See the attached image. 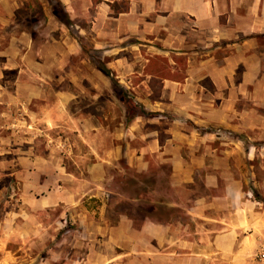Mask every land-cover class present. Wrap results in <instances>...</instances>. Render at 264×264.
Wrapping results in <instances>:
<instances>
[{
    "label": "rangeland",
    "instance_id": "374dc122",
    "mask_svg": "<svg viewBox=\"0 0 264 264\" xmlns=\"http://www.w3.org/2000/svg\"><path fill=\"white\" fill-rule=\"evenodd\" d=\"M76 1L78 13L87 17L78 18L80 28H68L67 34L80 46V53L68 56L65 62L59 54L58 65L61 47H45L44 59L31 54L29 63L42 61L48 77L35 78L31 85L0 84V264H174L177 251L195 255L186 264H216L201 259L202 254L217 251L202 242L205 223L191 221L184 210L192 205L188 200L194 192L205 191L201 181L207 173L204 167L195 169L197 184L180 195L170 185L168 165L139 173L128 165L125 155L128 138L131 143L138 141L133 135L127 137L135 121L160 134L171 123L170 118H160L159 111L148 110L152 109L149 103L162 102L163 86L160 100H152L151 78L144 74L150 57L164 56L130 49L139 47L134 39L106 50L95 49L90 33L96 7L103 0ZM238 1L239 11L231 25L236 28L240 22L251 23L256 32L240 38L239 43L250 39L254 47L244 49L247 59L233 75L243 92L236 113L226 116L229 126L217 131L228 141L241 142L240 153L229 150L236 158L229 159L228 166L242 180L243 192L250 193L252 201L264 209V0ZM10 2L5 6L8 9L18 5L14 21L20 34L27 32L36 48L50 40L44 20V8L51 11L49 0ZM2 23L0 38L8 39L5 31L10 30V24L4 27ZM221 25H225L223 19ZM54 34L58 39V31ZM1 40L0 54L4 47ZM122 47L127 49L117 52ZM222 47L217 57L228 53L226 44ZM203 55L200 50L197 60ZM168 56L170 64L174 57L186 58L189 69V54ZM19 60V68L24 69V61ZM4 61L0 56V62ZM100 66L112 68V76L104 75ZM19 76L20 81H26L21 73ZM11 78H16V72L9 73ZM202 85L213 92L208 79ZM175 117L196 127L185 115ZM157 119L163 123L155 124ZM252 145L256 156L249 160ZM191 152L182 149L183 156ZM177 201L183 209L175 206ZM121 213L132 219L129 230L115 228ZM145 217L163 223L179 221L189 225V230L177 226L157 234L144 229ZM190 237L192 245L177 243L178 238L184 241Z\"/></svg>",
    "mask_w": 264,
    "mask_h": 264
},
{
    "label": "crops",
    "instance_id": "0c3cea01",
    "mask_svg": "<svg viewBox=\"0 0 264 264\" xmlns=\"http://www.w3.org/2000/svg\"><path fill=\"white\" fill-rule=\"evenodd\" d=\"M9 1L12 2L0 0V21L4 27L10 24V30L5 31L8 32V39L0 38L4 44L0 56L5 58L4 62H0V84L18 85L25 82L31 85L36 82L35 78L43 80L48 77L43 72L42 61L34 65L29 63L31 54L44 59L45 47H61L57 53L58 65L59 59L62 58L65 62L68 56L80 53V46L67 34L68 28H80L76 23L78 18L87 17L78 13L76 0H60L74 22L71 27L61 23L52 11L44 8L48 28L46 32L50 40L38 43L37 48L27 32L19 33L18 22L14 21L17 18L14 11L18 9V5L15 8L11 5L8 9L5 6H8ZM125 2H128L126 8L122 6ZM110 5H113V9ZM239 6L238 0H103L96 7L90 33V41L95 49L106 50L107 47L129 43L134 39L139 47H129L139 52L147 49L151 54L164 57H169L170 54H189L186 80L183 83L165 80L162 102L149 103L152 109L148 110L159 111L162 119L170 118V125L160 134L157 130H146V124L142 126L135 121L127 137L133 135L138 141L137 144L131 143L128 138V151L125 155L128 165L139 173L168 165L170 185L180 195L185 194L186 187L189 190L197 184L195 169L204 167L207 173L201 181L205 191L199 195L189 191L195 194L191 196L193 199L188 200L192 205L184 210L191 221L205 223L202 242L212 245L217 251L204 253L201 259L214 261L216 264H250L264 241L263 206L252 201L250 193L243 192L242 180L228 166V160L236 158L229 155V150L240 153L241 142L228 141L225 135L221 139V131H217L218 128H227L229 125L226 116L236 113V103L243 92L241 83V87L238 86L233 75L247 59L244 49L247 46L252 49L254 47L250 39L239 43V40L256 32L251 23L246 25L240 22V26L236 28L231 25ZM222 19L225 25H221ZM262 29L264 31V26ZM56 31L59 33L58 39L54 37ZM223 44H226L224 50L227 49L228 53L220 58L217 56L223 51ZM125 48L122 47L117 52L125 51ZM200 50L203 51V59L197 60L196 54ZM59 54L62 55L61 58ZM19 59L24 61V69L19 68ZM172 64L175 69L176 64ZM258 67L255 66L256 70ZM110 69L112 68H108ZM10 72H16L15 79H8ZM19 73L26 81L19 80ZM206 79L212 84L213 92L201 86ZM176 115L191 118L190 121L196 127H189L175 120ZM154 123L162 124L163 121L159 122L157 119ZM234 131L240 133L241 130ZM250 141L253 142V138ZM215 145L219 146L218 150L214 149ZM184 147L192 150L188 157L182 155ZM249 148L248 159L251 160L256 156V150L253 145ZM175 206L183 209L179 201ZM118 220L119 225H115V228H131L132 219L126 213L119 214ZM144 220V229L157 234H166V231L170 232L177 226L185 232L189 230V225L179 221L163 223L151 217H145ZM126 236L129 238V232ZM181 238H178L177 243L192 245L191 237L184 241ZM190 255L174 252V264H186L190 257H195Z\"/></svg>",
    "mask_w": 264,
    "mask_h": 264
},
{
    "label": "trees",
    "instance_id": "16d2710c",
    "mask_svg": "<svg viewBox=\"0 0 264 264\" xmlns=\"http://www.w3.org/2000/svg\"><path fill=\"white\" fill-rule=\"evenodd\" d=\"M52 14L63 24L71 27L74 22L70 19L64 5L60 0H49ZM40 10V9H39ZM41 12V10H40ZM42 13V12H41ZM45 20V17H44ZM83 49L85 47L82 45ZM175 69L171 66L168 58L162 56H153L148 59V64L145 69V76H149L150 87L153 90L152 100L159 101L160 93L165 80L175 82H184L187 78V59L181 57H174ZM100 71L111 77L112 73L105 66L99 67Z\"/></svg>",
    "mask_w": 264,
    "mask_h": 264
},
{
    "label": "built area",
    "instance_id": "2783aa9c",
    "mask_svg": "<svg viewBox=\"0 0 264 264\" xmlns=\"http://www.w3.org/2000/svg\"><path fill=\"white\" fill-rule=\"evenodd\" d=\"M250 264H264V241L257 249Z\"/></svg>",
    "mask_w": 264,
    "mask_h": 264
}]
</instances>
